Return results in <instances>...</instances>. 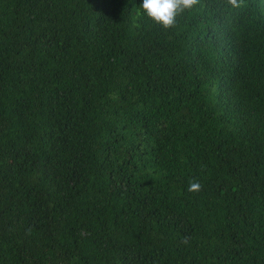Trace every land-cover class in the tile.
Returning a JSON list of instances; mask_svg holds the SVG:
<instances>
[{"label": "trees", "instance_id": "16d2710c", "mask_svg": "<svg viewBox=\"0 0 264 264\" xmlns=\"http://www.w3.org/2000/svg\"><path fill=\"white\" fill-rule=\"evenodd\" d=\"M142 2L0 0V264H264V0Z\"/></svg>", "mask_w": 264, "mask_h": 264}, {"label": "clouds", "instance_id": "9594fccd", "mask_svg": "<svg viewBox=\"0 0 264 264\" xmlns=\"http://www.w3.org/2000/svg\"><path fill=\"white\" fill-rule=\"evenodd\" d=\"M243 2L244 0H226L227 5L234 9L240 8ZM199 3L200 0H143L141 8L148 19L169 30L176 27L177 17L190 12ZM201 187L200 183L193 181L190 182L187 190L198 192Z\"/></svg>", "mask_w": 264, "mask_h": 264}]
</instances>
